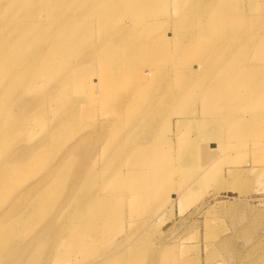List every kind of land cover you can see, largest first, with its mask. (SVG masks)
<instances>
[{
  "label": "rangeland",
  "instance_id": "rangeland-1",
  "mask_svg": "<svg viewBox=\"0 0 264 264\" xmlns=\"http://www.w3.org/2000/svg\"><path fill=\"white\" fill-rule=\"evenodd\" d=\"M199 1L200 18L216 17L221 24L220 3L210 0L0 3V22L7 21L0 24V46H9L0 54V66L6 65L0 72V210L14 200L13 208L26 214L6 230L11 241L40 233L31 244L33 251L19 264H264V73L244 98L230 85L209 92L180 76L169 87L175 102L167 95L150 102L166 77L153 84L149 63L177 78L202 53L199 37L193 35L185 44L178 38L193 32L186 25L188 7L197 8ZM225 1L242 11L233 22L264 4ZM30 15L33 24H18ZM76 18L84 25L59 36L69 22L78 23ZM131 23L137 32L129 38L143 39L141 46L151 41L149 47L124 44L133 43L130 39L122 45L115 42L124 39L118 29ZM255 24L257 33L264 32L261 22ZM206 30L214 38L219 34L213 27ZM23 38L37 41L36 50L26 52ZM251 44L253 51L245 46L233 56L238 65L233 80L242 87L257 78L251 63L264 55V42L257 50ZM127 51L132 56L124 61ZM44 52L53 59L39 66L51 68L49 76L35 71ZM100 72L113 73L123 87L105 94L96 82L89 96L80 97L79 108L62 112L87 92L94 76L106 82ZM183 84L187 89L177 94L178 88L185 89ZM49 89L54 102L40 103L32 116L11 128L1 125L15 100ZM191 92L204 94L192 102ZM238 96L240 102L235 101ZM227 107L235 110L231 114L238 116L237 122L230 124L223 116ZM181 109L189 120L179 124ZM195 117H206L209 124ZM59 124L63 126L55 128ZM47 136L52 140L37 149L45 160L33 161V154L21 161L8 159ZM54 157L62 161H48ZM228 166L235 171L230 174Z\"/></svg>",
  "mask_w": 264,
  "mask_h": 264
},
{
  "label": "bare ground",
  "instance_id": "bare-ground-1",
  "mask_svg": "<svg viewBox=\"0 0 264 264\" xmlns=\"http://www.w3.org/2000/svg\"><path fill=\"white\" fill-rule=\"evenodd\" d=\"M12 1H21V0H12ZM217 2L220 3V7H219V12L221 15H219V17H223L221 19V24H218L220 21L216 18V17H211V18H205V20L200 18V13L202 12V8L200 6V1L198 3L197 8L193 7V9L191 10L190 7H188V10L191 14V17L189 19L188 25L189 27L187 28L188 30H193V32L186 34V35H181L180 39H182L181 44H185L186 42H188L189 40H191V38H193L192 36L195 35V38L199 37L201 44H200V50H201V54L198 55V57H196V60L193 63L190 64H185L184 65V70L183 71H179L176 75H178V77L176 78L175 75L171 74V73H167L165 72L162 68L161 65L159 66H150L149 63V70L150 71V79L153 81V84L156 83L159 79L166 77V79L163 82H160V84H157L156 86V92L155 95L150 98V102L153 104H156L160 101V99L158 98L159 96H164L166 97L167 95V99L170 98L169 101L171 102H175V100L173 101L172 98H175V94L173 93V90H170V86H172V84H176V82L172 83L173 79H180V76H184L186 80H192L196 83H198L202 89L204 91H209V92H215L217 90H222L224 91V89L227 87V85L232 86V89H239L242 91V97H246V95L249 92V89H251L252 87H254L255 85V81L258 82L261 74L264 73V55L261 54V56L257 57L253 63H251V67H250V71L254 72L255 74L257 73V78L251 82L250 84H248L247 86L242 87L241 85H239V83L236 82L235 79V73L233 70L238 67L237 65V61L233 59L234 57H238L239 54L242 53V48H244L245 46H247L250 50L253 51V47L252 44L253 43L256 46V50L258 48L263 47L262 42H264V32H259L257 33L256 30L254 29L255 27V23L256 22H261V26H264V12H261V7H264V4H260L261 7H257L255 6V11L257 12H252L250 14V17H246L244 15H241V17L239 19L234 20L235 22H233V20H231L232 18H234L237 14H241L242 11H240V9H236L234 7L228 6L225 0H210V2ZM6 0H0V3H5ZM185 0H176L175 3L177 4H181L184 3ZM190 3V1H189ZM188 3V5H189ZM258 3V2H257ZM250 8H254V6H251ZM50 12L55 14V10H54V6L49 8ZM114 10V8H113ZM25 21L22 22H18V24H24V27L28 26L31 22L33 24V18L32 16H28L27 18L24 19ZM75 20V19H74ZM74 20L72 22H69L66 26H64L63 28H61L59 30V36L61 37H67L68 33L67 31H71L74 30L76 28H79L80 26L84 25V22L81 20H78V18H76V20L78 21V23H74ZM7 21L3 20L0 22V24L4 25ZM255 24V25H254ZM133 26V23H131V26H127V27H120L118 30L121 31V35L124 37L123 41L115 39V42L122 45L124 41H126V39H130L129 36H133V32H137V30H134L135 26ZM132 27V28H131ZM206 27H213L216 30H219V34L217 37H211L209 35V33L206 30ZM128 28V29H127ZM183 29H186L185 27L182 26ZM181 27H178L179 33H180ZM117 31V30H116ZM204 31V34H202L201 32ZM178 33V35H179ZM51 38H53L52 35H50ZM136 37V36H135ZM19 38V37H18ZM23 39H27L26 41L22 42V46L27 49L26 52L29 51V53H32L31 51H35L36 50V44L37 41L34 43L33 41H29L31 40V38H23ZM109 39H107L108 41ZM133 43L131 42H124V44H126L129 47H133L134 49L139 47L140 49L143 47H149V43H151V41L144 43L143 46H141L143 44V39H137L134 38V40L130 39ZM212 41V42H209ZM35 44L33 47H31V44ZM49 43H51V45L53 44V42L48 41ZM249 42V43H248ZM228 45H235L234 48H228ZM169 46V44L167 45V47ZM9 48L8 43L6 42L4 44V46H0V54L7 50ZM262 49V48H261ZM151 49H147V51H149ZM131 52L132 51H127L126 55H125V59L124 61H126L128 59V57H131ZM167 52V51H166ZM161 52V56H162ZM149 55V53H147ZM156 56H159V54H157ZM42 61L39 62L36 66L35 71H37L39 74L43 73L46 74V76L51 75V73L53 72L51 68L47 69L46 67H41L39 66L40 64H44L50 60H52V56L48 55L47 52L43 53V57L39 58ZM119 59V56H118ZM152 59V58H151ZM154 60V58H153ZM157 60V59H156ZM162 59L160 58V61ZM261 61L262 64H260V62L257 63V61ZM139 61V58H137L135 60V64ZM159 62V61H158ZM251 62V61H250ZM6 65H2L0 66V72L4 71L6 68ZM104 67V66H103ZM5 68V69H4ZM177 72V71H176ZM149 74V72H148ZM101 80H103V76H106V82H104L103 84H101L99 81H96L95 76L93 77L94 79L88 84V88H87V92H83L79 97L75 98L77 100H73L69 103H67L65 105L64 108H62V112H70L75 110V108H79V103H80V97H83L85 94H89V91H91L92 87L94 88L96 85V82L99 83V86H101L103 90V92L105 94H112V92L115 91V89L117 90L118 87L122 88L123 87V82H121L120 84L118 83L120 78H113V73H105V72H100L99 74ZM86 78V77H85ZM149 79V80H150ZM184 79V80H185ZM230 79L232 80V82H230ZM179 81V80H178ZM184 83V81H183ZM137 85V84H136ZM185 89L183 88H178L176 90V93H183L184 90L187 89L186 84H183ZM258 84H256L257 87ZM139 87V85H137ZM134 87V86H133ZM136 87L137 89H135L136 91H134V93L139 92V90H141L143 87L140 86V88ZM178 87V86H176ZM248 87V88H247ZM131 88V87H130ZM175 88V87H174ZM246 89V92L243 91V89ZM131 91V90H130ZM132 91V92H133ZM53 90L49 89L46 92L41 93L40 95H38L37 97L34 98H30V99H26L24 101L21 100H15L13 105V111L11 113V115L6 118L3 123H1V125L4 128H11L12 126H14L18 121H20L21 119H23L24 117H30L33 115L35 108L40 104V103H46L47 101L49 102H54L55 95L52 94ZM117 92V91H116ZM115 92V93H116ZM131 92V93H132ZM193 93V92H191ZM91 94V92H90ZM204 93L201 92H195L192 94L191 98H192V102H194L195 99H201ZM224 96V94H222ZM89 96V95H88ZM108 96H112V95H108ZM116 96V95H115ZM89 98V97H88ZM239 96L235 99V101L242 100L243 98H239ZM86 99V98H84ZM203 102H205V100H202ZM91 103V102H90ZM173 105V104H172ZM170 107V106H169ZM207 110H205L203 108L202 112H205ZM201 112V113H202ZM223 116L229 120L230 124L237 122L238 116L234 117L231 112H235V110H229V108L227 107L223 109ZM178 113L181 115L178 116L182 117L180 119H178L179 124L182 122H186L189 120L188 116L185 115V113L182 109L178 111ZM56 114H60V113H56ZM222 114V113H221ZM198 121V123L201 121L203 122L205 125H208L209 123L205 122L206 117H203L201 119L195 117ZM19 126V125H18ZM63 125L59 124L56 125L55 128H59L62 127ZM19 128V127H18ZM17 128H13L10 131L12 133H14V131ZM45 136V135H44ZM52 136V135H51ZM51 136H47V137H41V139L37 140L35 144H33L31 147L28 148V150L26 148L20 149L17 153L13 154V155H9L8 159L10 161H21L23 158L27 157L28 155H32V159L33 161H38V160H45V158L39 157L41 155H39V153H37V149L39 148V145L42 142L45 141H50L52 140L53 137ZM206 137V135H205ZM14 138V137H12ZM194 149V146H192V148L190 149V147L187 148V150H185V155L190 154L191 150ZM197 150V149H195ZM48 161H62V159L60 157H54V158H48ZM178 161H181V159H178ZM30 167H27L26 169H29ZM228 172L231 174L235 171V167L233 166H228ZM33 186H29L27 189H25L23 192H26L28 190H30ZM153 189V188H151ZM34 203H30L29 206H34ZM14 207V200L9 202L7 205H5L4 209L0 210V264H19L21 263L24 258L29 255L32 251H30L31 247H32V242L34 240V238L39 237L40 233H38V235H33V237H30L28 240V234L22 236L21 238H19L18 240L11 241L10 235L8 233V229H10L12 227V224H14L15 220L18 219H22L24 217H26V214L23 213V211L17 210ZM20 211V212H19ZM19 212L17 215L16 213ZM3 225V226H1ZM55 226V224L53 225Z\"/></svg>",
  "mask_w": 264,
  "mask_h": 264
}]
</instances>
